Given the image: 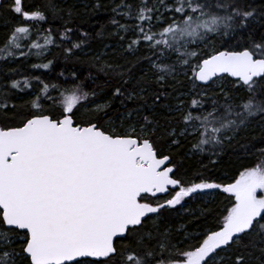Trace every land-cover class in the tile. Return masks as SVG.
Masks as SVG:
<instances>
[{
	"label": "snow or ice",
	"instance_id": "1",
	"mask_svg": "<svg viewBox=\"0 0 264 264\" xmlns=\"http://www.w3.org/2000/svg\"><path fill=\"white\" fill-rule=\"evenodd\" d=\"M0 3V17L16 19L0 37V75L10 80L0 86V264H264V146L239 140L254 121L264 125V6L119 0L111 7L112 35L124 51L142 55L126 64L94 57L99 72L118 77L101 101L75 72L62 83L8 76L19 71L12 63L46 59L54 34L71 39L67 22L60 33L50 21L71 19L76 5ZM13 90L28 98L18 105ZM186 141L185 155L210 146L213 165L233 142L243 150L237 155L257 162L232 182L201 171L188 177L176 159ZM208 190L227 194L215 223L173 230L165 214L181 206L195 215L186 200L212 195ZM210 217L199 209L203 224Z\"/></svg>",
	"mask_w": 264,
	"mask_h": 264
},
{
	"label": "trees",
	"instance_id": "2",
	"mask_svg": "<svg viewBox=\"0 0 264 264\" xmlns=\"http://www.w3.org/2000/svg\"><path fill=\"white\" fill-rule=\"evenodd\" d=\"M40 0H23L25 10L29 9L32 4H38ZM57 3H63L64 6L76 5L73 16L71 19L65 17L63 20L57 19L50 21L51 26L54 29H58L60 33L64 31V24L67 22V26L73 28V33L70 34L71 39L64 41L54 34V44L48 46V51H45L46 59H34L30 58L27 64L12 63L9 66L18 68L17 73H9L8 76L14 79L23 80L27 75H41L45 82L49 80L52 83H62L65 80L71 81V73L75 72L80 77L85 85V91H91L95 89L100 93L99 99L102 101L105 95L109 94L110 89L118 82V77L114 74L105 76L98 71L99 64L94 60L96 55H102V60H107L113 64H126L127 62L136 63L140 57V53L137 56H132L128 52L124 51L121 47L118 36L112 35L114 32V26L109 24L110 18L113 16L111 7L114 3H118L119 0H99L101 4L100 8H94L93 5L97 0H56ZM252 3L256 7L264 6V0H252ZM0 11H3V4L0 5ZM120 19V17H117ZM16 22L14 14L10 12H3L0 17V37H2L7 29ZM123 22V21H122ZM49 22H43L42 27L48 28ZM102 35H97L101 33ZM264 31V29H260ZM82 33H87V37H82ZM41 33L40 43H43ZM80 39L84 40L81 49H74L75 55L66 56L63 49L69 47L72 42H79ZM59 45V46H57ZM2 46V45H0ZM28 51L27 48L23 49ZM20 57V60H23ZM47 59L54 61L53 67L50 69H32L29 65L31 63L47 62ZM0 63H3L0 61ZM146 67L147 65H142ZM63 72L61 77L59 73ZM95 78V83L89 79V76ZM137 75H140L137 72ZM79 82V81H77ZM10 84V80L0 75V86H7ZM35 84V82H33ZM16 93L14 97L15 102L19 105L22 104L25 99L28 98L26 92L19 90H13ZM32 89H27V93H31ZM50 91H52L50 89ZM57 95L56 92L52 93ZM243 95V94H241ZM131 106V105H129ZM146 114H147V110ZM5 122V118L0 115V124ZM240 143L256 144L258 147L264 146V125H260L255 121L250 126L247 133H244L240 138ZM210 146H205L206 151L200 154L198 151H193L190 155L188 153L190 144L184 142V148L180 150L179 155L176 157L177 161H182L180 171L186 173L188 177L194 176L197 171L204 173L205 178L214 180L216 182L225 183L232 182L233 178L238 175V171L242 170L246 166H254L257 162L255 156H242L237 155L242 153V149L239 144L233 142V146L228 149V152L221 157L218 162L213 165L210 163V158L215 160L216 157H210L207 149ZM204 166H207L205 169ZM213 192L211 200H196L191 201L187 205V208L192 209L195 215L190 214L187 211L177 208L171 210L165 214L167 223L173 228V230L180 229L181 225H184L189 233L194 232L198 227L207 228L211 224L215 223V218H219L225 205L228 203L226 195L219 190H208ZM205 209L211 213L208 224L202 223V218L199 217V209Z\"/></svg>",
	"mask_w": 264,
	"mask_h": 264
},
{
	"label": "rangeland",
	"instance_id": "3",
	"mask_svg": "<svg viewBox=\"0 0 264 264\" xmlns=\"http://www.w3.org/2000/svg\"><path fill=\"white\" fill-rule=\"evenodd\" d=\"M35 50H33V52H34ZM46 54L44 53V56H45ZM32 58H34V59H42V58H37L36 56H32ZM209 192H211V191H209ZM212 193V195H203V196H201V198H200V200H211V198L213 197V192H211ZM189 200H191V198H188L187 200H186V202H185V206L187 207V205H188V203H189ZM199 200V199H198ZM192 201V200H191ZM177 208H180L181 210H184L183 208H181V206H177Z\"/></svg>",
	"mask_w": 264,
	"mask_h": 264
},
{
	"label": "water",
	"instance_id": "4",
	"mask_svg": "<svg viewBox=\"0 0 264 264\" xmlns=\"http://www.w3.org/2000/svg\"><path fill=\"white\" fill-rule=\"evenodd\" d=\"M0 5H1V3H0Z\"/></svg>",
	"mask_w": 264,
	"mask_h": 264
}]
</instances>
